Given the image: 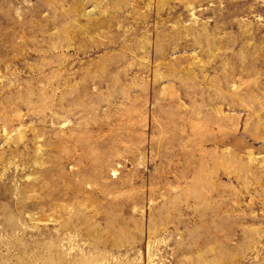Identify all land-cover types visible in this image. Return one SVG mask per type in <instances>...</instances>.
I'll list each match as a JSON object with an SVG mask.
<instances>
[{"label": "rangeland", "instance_id": "rangeland-1", "mask_svg": "<svg viewBox=\"0 0 264 264\" xmlns=\"http://www.w3.org/2000/svg\"><path fill=\"white\" fill-rule=\"evenodd\" d=\"M0 264H264V0H0Z\"/></svg>", "mask_w": 264, "mask_h": 264}]
</instances>
